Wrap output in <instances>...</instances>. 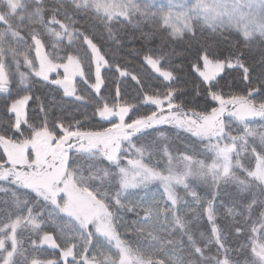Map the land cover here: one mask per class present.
<instances>
[{
    "label": "snow or ice",
    "instance_id": "obj_1",
    "mask_svg": "<svg viewBox=\"0 0 264 264\" xmlns=\"http://www.w3.org/2000/svg\"><path fill=\"white\" fill-rule=\"evenodd\" d=\"M33 3L30 10L28 0H0V93L6 94L3 110L9 114L0 119V181L14 186L0 188L8 196L0 200V264H264V199H259L264 196V125L252 126L264 122V0H166L155 10L153 0H53L49 9L42 0ZM140 22L166 33L167 42L162 38L144 55L162 79L136 103L124 99L119 87L109 102L102 94V69L109 60L98 41L119 46L121 29ZM154 36L142 33L140 39L150 42ZM13 43L23 44V50ZM169 44L179 51H168ZM21 57L30 75L58 86L85 110L51 116L41 105L43 118L30 121L26 106L33 99L27 94L32 85L29 74L20 71ZM185 61L198 77L191 99L181 86L189 83L182 76ZM91 65L94 82L89 83ZM225 69L238 70L241 91L224 90L233 87L221 82ZM116 71L130 75L118 64ZM77 77L95 95L77 94ZM131 79L140 83L135 75ZM137 105L150 110L140 114ZM97 116L109 126L83 130ZM160 125L190 134L212 154V162L186 152L174 156L165 147L163 166L146 163L155 145L141 143V137ZM130 149L134 158H128ZM197 183L214 190L210 198L197 193ZM152 184L162 188L159 198L149 195ZM221 185L236 186L239 209L237 201L225 208L233 221L242 217L247 223L259 206L246 243L235 248L217 219ZM140 189L144 196L133 199ZM128 212L137 219L124 224ZM234 230L244 232L238 224ZM45 245L58 249V258L32 255Z\"/></svg>",
    "mask_w": 264,
    "mask_h": 264
},
{
    "label": "trees",
    "instance_id": "obj_2",
    "mask_svg": "<svg viewBox=\"0 0 264 264\" xmlns=\"http://www.w3.org/2000/svg\"><path fill=\"white\" fill-rule=\"evenodd\" d=\"M164 2L154 3L155 10ZM42 6L45 9H49L53 6V0H42ZM35 5L33 0H28V8L31 10ZM23 14V13H22ZM79 19V17H77ZM58 27V26H56ZM38 30L43 33V29L37 26ZM147 32H155L154 38L149 42L146 40L140 39L142 33ZM21 34L28 39V43L30 44V38L27 36V32L21 29ZM95 34L99 35V30L95 32ZM126 34V35H125ZM106 35V34H105ZM121 35L124 36L122 43L119 46H112L111 42L107 44L103 40H99V44L102 48L103 53L106 55V59L109 60V66L102 70V76L105 78V85L102 87V94L109 96V102H111L110 96L114 95L117 87L120 88L121 95L124 99L128 100L130 103H136L139 97L144 93H150L152 91V87L159 83L158 75L146 64L144 61V55L148 54L150 50H155L161 44V40L167 42L166 33L157 31L155 25L151 22H140L138 26H125L121 29ZM233 36L235 33L232 34ZM135 36L136 39L132 37ZM46 41L48 39L47 36L43 37ZM67 43V41H65ZM14 47H19L23 50L24 45H16L13 43ZM173 48H176L177 51L179 49L174 44L167 45V50L171 51ZM46 51H52L50 45H46ZM63 54V53H61ZM80 54L83 55V49L80 50ZM34 50L31 52V56H34ZM172 59L176 63H180L181 60L179 57H172ZM10 60V58H9ZM185 67L182 72V76L184 79L189 81L187 85H181L186 88L188 93V98L191 99L193 96L192 92V81H196L198 83V77L194 73H189V70L186 66L187 62L185 61ZM119 65L122 70L130 73L128 76H121L119 72L116 71V65ZM14 70V66H13ZM21 72H25L29 74L28 82L32 85L31 90L27 93L33 97L32 100L28 102L26 106V112L28 114L29 120L39 123V120L43 118V113L40 111L41 105L45 107L49 115L51 116H59L61 115L62 110L64 112H77L79 107L80 111H84L85 109L80 106V102L75 101L74 99H70L63 96V91L56 87L55 85L47 84L40 80V78L30 75L31 70L23 65L22 57H21ZM89 66L87 63L85 64V72L88 74ZM135 75L137 79L140 81L138 84L136 81L131 79V76ZM221 76L224 78L221 82L224 83L227 81L230 84H233L231 89H224L227 91L239 92L242 90L243 85L239 84V72L236 69H225L224 73H221ZM54 77V76H53ZM19 77L13 81L12 84V95L15 96L17 89L19 88L18 84ZM94 82L93 75V65H91V80L89 83ZM76 88L77 94H81V92L92 93L95 95L94 91L89 87L88 84H85L83 80H76ZM21 95L25 94L20 92ZM37 97L39 99H37ZM6 94L0 93V119H6L9 115L3 110V106L5 103ZM197 103H202V98H196ZM140 108V114H143L146 111L150 110V106L137 105ZM91 107L87 109L89 115H91ZM131 115V114H130ZM103 122L100 121V118L94 117L90 121L86 122L85 129L83 130H97ZM264 125V122L258 121L254 123L252 126L256 128H260ZM104 127L109 126L106 123H103ZM158 129V130H157ZM160 132H163V136L160 135ZM138 136L140 134H137ZM195 138H190V134L183 132L182 130L176 129L171 125H160L157 126L156 129H148L145 131L143 137H141V143L144 141L154 142V151L151 157L147 154L145 155V162L151 165H156L159 163L161 166L166 162V157L163 156L164 148L167 147L168 151H170L174 156H178L181 153H190L196 155L198 159H204L206 163H211V153H207L204 149V145L197 141L195 144L193 141ZM133 143H137V137H133ZM137 146H140L137 143ZM132 152L134 149H130L128 153V158L132 157ZM0 154H2V149H0ZM122 163L126 164V159L122 161ZM14 186L9 185L7 182L0 181V188H8L12 189ZM195 190L202 198H210L211 193L214 191L210 186L205 184L197 183L195 185ZM180 195L184 197V199L191 202V197L186 196L182 189H178ZM162 188L158 184H152L149 187V195H155L157 198L161 196ZM248 197L250 194H244ZM144 196V190L140 189L134 193L133 199H139ZM8 199V196L5 193L0 192V200ZM259 199H264V196H260ZM237 201V193L235 185L224 186L221 185L219 189V195L217 197L218 205L223 202L222 206H220L219 214H218V223L226 229V239L227 243L230 247L235 248L241 244L246 243V238L250 234L249 229L251 224L258 218L259 215V206H257V211L253 213L252 220H249L247 223L242 217H237L235 221L231 217L225 215V208L232 206V202ZM237 207L239 209V202L237 201ZM137 219L135 213L128 212L123 214V222L124 224H128ZM201 224H206V221H200ZM239 225L244 228L243 234L237 235L235 233V226ZM122 233H125V228L122 226L120 228ZM56 235V233H53ZM127 238L131 239L133 234L131 232L126 233ZM25 247H29L28 241H25ZM58 249H50L46 245L43 248L32 254L37 259H51L58 258Z\"/></svg>",
    "mask_w": 264,
    "mask_h": 264
},
{
    "label": "rangeland",
    "instance_id": "obj_3",
    "mask_svg": "<svg viewBox=\"0 0 264 264\" xmlns=\"http://www.w3.org/2000/svg\"><path fill=\"white\" fill-rule=\"evenodd\" d=\"M157 2H164V3H166V0H153V3H157ZM149 66V65H148ZM150 67V66H149ZM151 68V67H150ZM103 70V69H102ZM94 71H95V66L93 65V75H94ZM60 72L62 73L63 72V70L62 69H60ZM157 74V73H156ZM158 75V74H157ZM52 76H54L55 77V74H52ZM77 79H80L81 80V78L80 77H77L76 78V80ZM56 87H58V86H56ZM62 90V89H61ZM63 91V90H62ZM94 91V90H93ZM67 98H70V99H74V98H72V97H67Z\"/></svg>",
    "mask_w": 264,
    "mask_h": 264
}]
</instances>
